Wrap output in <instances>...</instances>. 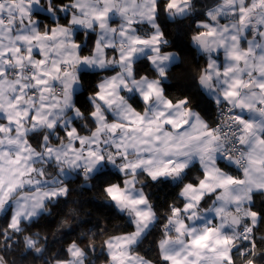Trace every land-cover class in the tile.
<instances>
[{
	"label": "clouds",
	"instance_id": "clouds-1",
	"mask_svg": "<svg viewBox=\"0 0 264 264\" xmlns=\"http://www.w3.org/2000/svg\"><path fill=\"white\" fill-rule=\"evenodd\" d=\"M0 264H264V0H0Z\"/></svg>",
	"mask_w": 264,
	"mask_h": 264
},
{
	"label": "snow or ice",
	"instance_id": "snow-or-ice-1",
	"mask_svg": "<svg viewBox=\"0 0 264 264\" xmlns=\"http://www.w3.org/2000/svg\"><path fill=\"white\" fill-rule=\"evenodd\" d=\"M113 195H115V193Z\"/></svg>",
	"mask_w": 264,
	"mask_h": 264
},
{
	"label": "trees",
	"instance_id": "trees-1",
	"mask_svg": "<svg viewBox=\"0 0 264 264\" xmlns=\"http://www.w3.org/2000/svg\"><path fill=\"white\" fill-rule=\"evenodd\" d=\"M82 99V98H81Z\"/></svg>",
	"mask_w": 264,
	"mask_h": 264
}]
</instances>
